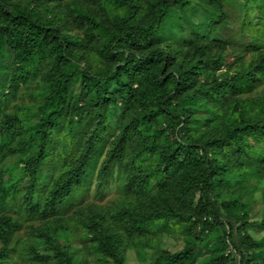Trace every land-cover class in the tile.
I'll list each match as a JSON object with an SVG mask.
<instances>
[{
    "label": "trees",
    "instance_id": "16d2710c",
    "mask_svg": "<svg viewBox=\"0 0 264 264\" xmlns=\"http://www.w3.org/2000/svg\"><path fill=\"white\" fill-rule=\"evenodd\" d=\"M263 179L264 0H0V264H264Z\"/></svg>",
    "mask_w": 264,
    "mask_h": 264
},
{
    "label": "rangeland",
    "instance_id": "374dc122",
    "mask_svg": "<svg viewBox=\"0 0 264 264\" xmlns=\"http://www.w3.org/2000/svg\"><path fill=\"white\" fill-rule=\"evenodd\" d=\"M252 198L254 199V203L252 205L253 211H257L258 209H260L264 205V202H263V199H264V179L260 184H258L257 190L253 191ZM252 233H254V232H252ZM256 236H258V234ZM161 245L165 248H168V249L174 251V250L179 249L181 247V242L179 240H177L175 237H173L172 235H167V236L165 235L162 239ZM87 260L89 261L90 264H95L91 258H87ZM127 263L128 264H145L146 262H140L137 259L136 249H134L133 251L128 253Z\"/></svg>",
    "mask_w": 264,
    "mask_h": 264
}]
</instances>
